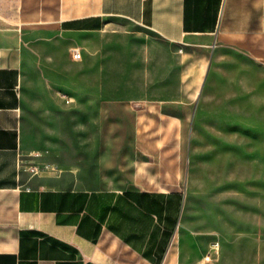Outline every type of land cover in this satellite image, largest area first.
Here are the masks:
<instances>
[{
	"label": "crops",
	"instance_id": "obj_1",
	"mask_svg": "<svg viewBox=\"0 0 264 264\" xmlns=\"http://www.w3.org/2000/svg\"><path fill=\"white\" fill-rule=\"evenodd\" d=\"M123 23L176 46L225 31L256 39V54L264 56V0H0V264L234 262L225 232L216 222L200 223L190 211L181 181L184 144L168 140L161 125L121 130L127 139L114 133L111 158L104 157L103 143L96 158L76 160L122 162L127 173L114 178L122 187L41 185L24 172V85L35 56L55 51L51 44L58 36L85 48L91 36ZM87 51L88 46L81 50V60L72 59L82 69L75 94L82 115L130 117V99L106 97L105 65ZM141 101L142 118H182L168 111L165 99ZM239 258L242 264H264V255Z\"/></svg>",
	"mask_w": 264,
	"mask_h": 264
},
{
	"label": "rangeland",
	"instance_id": "obj_2",
	"mask_svg": "<svg viewBox=\"0 0 264 264\" xmlns=\"http://www.w3.org/2000/svg\"><path fill=\"white\" fill-rule=\"evenodd\" d=\"M77 42L58 36L51 44L56 50L34 55L27 72L24 172L41 185L122 187L114 180L126 172L122 162L76 160L96 158L103 143L104 157L111 158L114 135L130 137L121 130L161 125L168 140L184 144L181 181L190 211L225 232L232 264H242V255H264V56L256 54L257 40L223 31L176 46L123 23L91 36L85 48ZM87 46L94 62L105 65L106 97L130 99V117L82 115L75 95L82 69L72 53ZM143 99H165L168 111L182 118H142Z\"/></svg>",
	"mask_w": 264,
	"mask_h": 264
},
{
	"label": "built area",
	"instance_id": "obj_3",
	"mask_svg": "<svg viewBox=\"0 0 264 264\" xmlns=\"http://www.w3.org/2000/svg\"><path fill=\"white\" fill-rule=\"evenodd\" d=\"M72 57L74 60H81L82 58V53L80 49H75L74 52L72 53ZM205 259L209 261L211 259V254H208Z\"/></svg>",
	"mask_w": 264,
	"mask_h": 264
}]
</instances>
